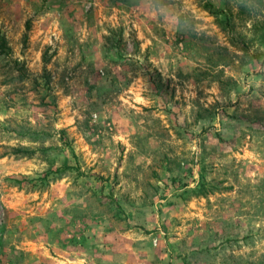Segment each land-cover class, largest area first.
Masks as SVG:
<instances>
[{
	"label": "rangeland",
	"instance_id": "1",
	"mask_svg": "<svg viewBox=\"0 0 264 264\" xmlns=\"http://www.w3.org/2000/svg\"><path fill=\"white\" fill-rule=\"evenodd\" d=\"M0 264H264V0H0Z\"/></svg>",
	"mask_w": 264,
	"mask_h": 264
}]
</instances>
